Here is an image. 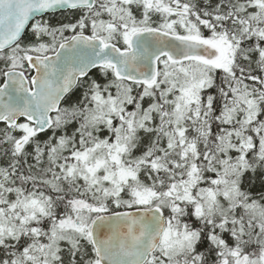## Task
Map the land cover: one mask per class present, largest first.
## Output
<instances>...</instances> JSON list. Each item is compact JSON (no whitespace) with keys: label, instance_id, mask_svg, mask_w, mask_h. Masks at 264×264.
Segmentation results:
<instances>
[{"label":"snow or ice","instance_id":"6c2138e0","mask_svg":"<svg viewBox=\"0 0 264 264\" xmlns=\"http://www.w3.org/2000/svg\"><path fill=\"white\" fill-rule=\"evenodd\" d=\"M0 264H264V0H0Z\"/></svg>","mask_w":264,"mask_h":264}]
</instances>
